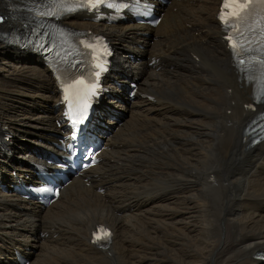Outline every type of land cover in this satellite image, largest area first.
Listing matches in <instances>:
<instances>
[{
    "label": "bare ground",
    "instance_id": "bare-ground-1",
    "mask_svg": "<svg viewBox=\"0 0 264 264\" xmlns=\"http://www.w3.org/2000/svg\"><path fill=\"white\" fill-rule=\"evenodd\" d=\"M219 2L171 0L151 29L127 20L97 24L85 15L64 21L104 33L114 47L116 71L106 80L111 96L97 124L108 149L85 172L88 179H75L63 199L43 208L12 187L31 176L39 147L52 148L64 129L62 107L43 60L0 36V59L10 62L0 75V125L14 134L0 145V264H15V250L29 264H221L222 255L264 264L255 257L264 252V140L250 147L243 141L253 84L221 46ZM13 25L21 26L0 0V31ZM132 77L152 99L128 97L124 82ZM155 178L169 186L135 193ZM67 213L69 226L59 221ZM100 223L114 230L103 250L89 243ZM231 232L234 244L226 251Z\"/></svg>",
    "mask_w": 264,
    "mask_h": 264
},
{
    "label": "rangeland",
    "instance_id": "rangeland-1",
    "mask_svg": "<svg viewBox=\"0 0 264 264\" xmlns=\"http://www.w3.org/2000/svg\"><path fill=\"white\" fill-rule=\"evenodd\" d=\"M185 6H187V3L186 4H184ZM209 53L210 54H212V55H214V56H216L217 57V59L218 58H221V55L219 54H217L216 55V53H217V51H215V50H212V49H210L209 50ZM4 59H0V69H1V71H0V75H2V74H5L6 72H7V70H8V66L10 65V62H9V60H5V61H3ZM6 62V63H5ZM8 62V63H7ZM176 81H177V79H176ZM138 82V81H137ZM183 85H185V84H183ZM186 86V85H185ZM159 103H160V101L159 102H157V103H155V102H153V105H155V106H157V105H159ZM138 117V119H139V116H137ZM19 118L21 119V121L22 122H24L22 119L23 118H25L24 116H22V114H19ZM140 119H142V118H140ZM39 130V128L37 129V128H35V129H33V131H36V132H39L38 131ZM40 133V132H39ZM41 134V133H40ZM22 152H24V151H22ZM18 157H19V159L20 158H22L23 160H26V159H28L27 158V155H28V153H26L25 155H23V153H17L16 154ZM21 159V160H22ZM129 164H131V163H129ZM125 167H126V165H125ZM127 172H132L131 170H129V171H127ZM169 186V183L167 182V181H164L163 179H161V178H155V179H152L151 180V183H150V185L149 186H145L144 188H141V189H139V190H137L135 193L136 194H145L146 192H148V191H154V190H162V189H165V188H167ZM167 190V189H166ZM67 215H68V213H67ZM69 215H70V219H69ZM68 216H66V214L65 215H63V216H60V218L62 219H60L59 218V221L61 222V223H63V225L65 224V226H69V220H70V222H71V220H72V218H73V216L71 215V213L69 214ZM68 217L66 220H64L66 217ZM65 217V218H64ZM65 221H66V223H65ZM233 236V234H232V232L230 233V239H228V243L224 246V249L226 250V251H230L231 250V248H232V245L234 244V238L232 237ZM184 241V240H183ZM184 242H186V241H184ZM238 242V241H237ZM184 247V246H183ZM176 248V247H175ZM223 256L224 255H222V256H219V259L222 261L221 262V264H236V263H240V264H245L244 262H235V261H226V260H223V259H221V258H223ZM221 257V258H220ZM142 264H146L145 262H143Z\"/></svg>",
    "mask_w": 264,
    "mask_h": 264
},
{
    "label": "snow or ice",
    "instance_id": "snow-or-ice-1",
    "mask_svg": "<svg viewBox=\"0 0 264 264\" xmlns=\"http://www.w3.org/2000/svg\"><path fill=\"white\" fill-rule=\"evenodd\" d=\"M97 2H99V0H97ZM262 2H264V0H262ZM240 7L241 8H243L244 7V5H240ZM232 15H238V13H232ZM222 19H223V16L221 17ZM262 35H264V28H262ZM229 39H231V38H229ZM240 45H238L236 42H232V47H233V49H235V48H237V47H239ZM245 63V61L244 60H241L240 61V64H244ZM249 63H251V62H249ZM259 63H261L262 65H264V60H260L259 61ZM110 235V233H108L106 230H104V235L103 236H99V235H97L96 236V239H105V238H107L108 236Z\"/></svg>",
    "mask_w": 264,
    "mask_h": 264
}]
</instances>
